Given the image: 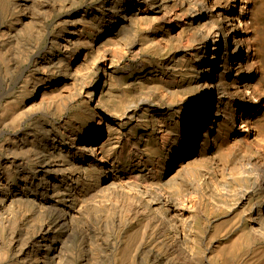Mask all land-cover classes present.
Segmentation results:
<instances>
[{"label":"bare ground","instance_id":"obj_1","mask_svg":"<svg viewBox=\"0 0 264 264\" xmlns=\"http://www.w3.org/2000/svg\"><path fill=\"white\" fill-rule=\"evenodd\" d=\"M254 4L0 0V264H264Z\"/></svg>","mask_w":264,"mask_h":264},{"label":"rangeland","instance_id":"obj_2","mask_svg":"<svg viewBox=\"0 0 264 264\" xmlns=\"http://www.w3.org/2000/svg\"><path fill=\"white\" fill-rule=\"evenodd\" d=\"M254 1H255L254 15L250 18V20H253L256 18L260 20V21L258 20L259 24L257 25V28L259 29L258 30L259 40L256 45H257V48L260 49L259 50L260 52L258 54V59H259L258 69L261 70V71L259 70V74L257 75L255 84L257 83L258 85L257 84L256 85L259 86L261 89H263L262 90L263 92L264 91V26H263L264 25V0H254ZM135 58L133 56L126 57L124 59L125 61H123L120 66V69H119L120 72H122L125 75H130L133 73V70L145 66L143 68H144V76H146L147 70H153V66L163 63L166 59L165 56H163V54H154V53L146 54V55L141 54L140 56L135 57ZM133 80L134 79L130 75L129 81L132 82ZM259 110H260V113L255 118V123L259 126L258 128L259 131L262 134H264V105L263 104L260 106ZM63 240H64L63 237L58 239V241H63ZM121 258H119V261H121L119 262V264L124 263ZM107 263L110 264L109 261H106L104 264H107Z\"/></svg>","mask_w":264,"mask_h":264}]
</instances>
